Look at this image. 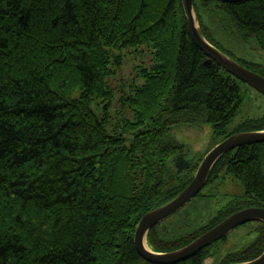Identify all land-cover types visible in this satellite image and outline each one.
<instances>
[{
    "label": "trees",
    "instance_id": "trees-1",
    "mask_svg": "<svg viewBox=\"0 0 264 264\" xmlns=\"http://www.w3.org/2000/svg\"><path fill=\"white\" fill-rule=\"evenodd\" d=\"M193 7L206 39L229 56L208 37L199 7L224 11L264 53V0ZM142 42L152 62L138 70L139 82L118 85L122 107L111 109L110 51ZM205 58L181 0H0V264H154L134 246L141 216L179 193L214 144L264 129L262 116L226 130L243 99L240 80ZM236 60L264 76L262 62ZM179 128L217 140L202 151L179 140ZM228 174L242 195L179 236L155 224L149 248L176 249L236 210L264 207V141L225 152L205 184ZM253 230L217 264L258 256L264 223ZM217 241L174 264H214Z\"/></svg>",
    "mask_w": 264,
    "mask_h": 264
},
{
    "label": "rangeland",
    "instance_id": "rangeland-1",
    "mask_svg": "<svg viewBox=\"0 0 264 264\" xmlns=\"http://www.w3.org/2000/svg\"><path fill=\"white\" fill-rule=\"evenodd\" d=\"M199 13L211 41L215 42L223 50L228 51L235 59L255 60L264 64V53L260 52L257 48L255 39L248 37L246 40H243L229 26V17L224 11H208L199 7ZM250 44L252 45L250 46ZM151 56L152 48L146 42H142L136 46L113 47L111 49L109 58L114 70L109 77L112 85L115 86L111 109L116 108L117 103L122 107L121 100H118V96L121 95L118 85L121 83L127 85L130 81L139 82L141 76L138 75V70L143 66L147 67L151 64ZM221 73L226 77L229 72L222 68ZM238 85L243 99L239 110L234 115L232 122L226 127V130L233 128L242 119L264 116V95L249 84L241 82V80L238 81ZM112 115L114 116L115 113L112 112ZM179 130H181L177 132L179 140H191L194 144H200L202 148L198 147L202 151L206 150L217 140L216 138H212L211 133L206 134L204 137V134H201L203 130H200L198 134H192L183 128H179ZM202 193L211 195H195L177 211L156 224L164 236L169 238L176 237L207 222L219 206L225 204L233 196L242 195L244 193V185L239 179L228 174L222 181L215 180L212 183L205 184L202 187ZM256 224L257 221L254 220L239 224L231 229L225 238L218 240L212 246L214 264H217L220 258L231 251L237 244L243 246L252 241L256 236V231L253 230Z\"/></svg>",
    "mask_w": 264,
    "mask_h": 264
},
{
    "label": "water",
    "instance_id": "water-1",
    "mask_svg": "<svg viewBox=\"0 0 264 264\" xmlns=\"http://www.w3.org/2000/svg\"><path fill=\"white\" fill-rule=\"evenodd\" d=\"M181 1L187 17L191 38L206 56L204 64L210 65L212 62L217 63L231 75L249 84L264 95V76L247 68L206 39L201 31L194 11V0ZM218 1L236 2L240 0ZM260 141H264V129L232 133L211 147L201 159L189 183L179 193L164 203L149 209L141 216L134 231V246L137 253L150 263L174 264L195 255L202 248L225 237L231 229L239 224L252 220H260L264 223V207L249 206L230 213L215 225L176 249L169 251H153L146 243V236L150 228L177 211L202 189L213 164L221 155L235 147ZM224 264H264V250L251 260Z\"/></svg>",
    "mask_w": 264,
    "mask_h": 264
},
{
    "label": "flooded vegetation",
    "instance_id": "flooded-vegetation-1",
    "mask_svg": "<svg viewBox=\"0 0 264 264\" xmlns=\"http://www.w3.org/2000/svg\"><path fill=\"white\" fill-rule=\"evenodd\" d=\"M253 206H259V205H253ZM260 207H263V206H260ZM254 221L262 222V221H260V220H254Z\"/></svg>",
    "mask_w": 264,
    "mask_h": 264
}]
</instances>
